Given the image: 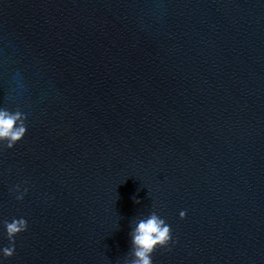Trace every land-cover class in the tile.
<instances>
[{"label": "water", "instance_id": "obj_1", "mask_svg": "<svg viewBox=\"0 0 264 264\" xmlns=\"http://www.w3.org/2000/svg\"><path fill=\"white\" fill-rule=\"evenodd\" d=\"M0 109L4 264H264V0H0Z\"/></svg>", "mask_w": 264, "mask_h": 264}, {"label": "clouds", "instance_id": "obj_2", "mask_svg": "<svg viewBox=\"0 0 264 264\" xmlns=\"http://www.w3.org/2000/svg\"><path fill=\"white\" fill-rule=\"evenodd\" d=\"M27 135V128L22 123L19 113H12L6 109H0V143H7L9 148L23 141ZM181 212V219L185 218ZM4 229L10 241V247L3 249L5 258L11 259L15 255V239L28 229L25 219L5 223ZM131 243L135 260L133 264H153V255L157 249L166 248L173 243L172 229L170 225L156 213L149 214L140 219L131 233ZM0 264H4L0 260Z\"/></svg>", "mask_w": 264, "mask_h": 264}]
</instances>
